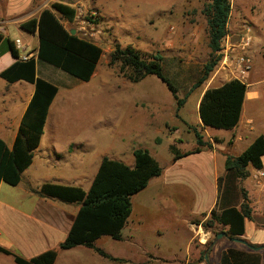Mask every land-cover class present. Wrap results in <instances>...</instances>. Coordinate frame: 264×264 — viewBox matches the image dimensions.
<instances>
[{
  "label": "rangeland",
  "instance_id": "1",
  "mask_svg": "<svg viewBox=\"0 0 264 264\" xmlns=\"http://www.w3.org/2000/svg\"><path fill=\"white\" fill-rule=\"evenodd\" d=\"M209 1L103 0L105 9L113 11L108 15L96 9L97 0H82L73 6L76 9L74 21L64 23L69 29L79 30L81 37L94 41L103 49L104 54L96 75L91 81L83 82L56 68L38 64L39 74L55 82L64 92L51 109V117L55 120L58 118L55 130L57 133L53 134L56 136L45 129L42 141L44 147L53 140L61 149L70 144H85L91 148L88 153L97 162L94 172L97 171L102 156L126 159L131 149L142 148L149 150L163 169L162 175L151 181L148 188L132 197V210L142 218L143 230L140 235L146 237L144 250L137 245H133L134 248L116 246L108 237L97 243L98 247L110 253L119 252L122 255L132 252L135 255L136 252L137 263L145 257V251L151 258V263L147 262L148 264H195L204 261L205 256L207 264H219V251L212 250L206 254L210 242L218 243L220 249L235 247L250 250L249 247L228 239L226 235L219 238L221 227L216 228L217 235L206 231L200 222L206 221L210 213L207 218L199 215L188 220L192 211L206 209L212 203L216 188L211 176L202 180V201L195 206H192V200L180 202L178 196L158 199L156 202L149 198L150 194L154 200L157 198L156 193L161 191L158 183L164 182L168 193L178 187V180L167 179L170 174L178 176L180 172L191 171V165L179 167L174 164L170 146L175 144L180 152L197 146L193 128L198 131L200 128L197 122L200 120L198 107L202 93L205 89L234 79L235 76L228 65L223 63L225 49L235 57L239 53L235 47L249 34L253 50L260 56L264 50V0H233L228 36L223 42V52L220 53L222 60L208 81L191 91L210 57L207 19L203 14ZM11 27H7L9 36H6L9 38L6 39L20 37L18 31H11ZM81 27L84 29L80 30ZM116 44L123 48L132 46L148 60L161 55L166 78L178 89L179 98H186L184 107L178 111L174 96L156 76L132 83L120 73L119 64L110 66L109 55ZM4 45L8 49L6 42ZM235 49L233 54L231 51ZM4 54L0 49V59ZM227 63L231 64L230 61ZM44 67L48 69L45 72ZM254 70L264 73V61L255 59ZM200 133L205 137L230 134L229 131L211 127H206ZM243 146L244 144L239 143L235 150H231L238 153ZM118 149H122V154L116 156L113 151ZM131 161L134 162L133 155ZM55 174L58 173L45 166L38 173V182L43 183L42 179ZM0 202L29 214L35 206V201L28 196L23 184L10 186L3 183L0 187ZM152 203L155 206H150ZM166 204L171 205L170 208L162 207ZM190 222L196 223L193 226L196 231L191 232ZM0 244L22 254L21 250L13 248L10 240L3 234L0 235ZM80 250H84V247H77L74 251H61L74 257ZM259 252H264V249ZM3 262L15 264L13 258L0 255V264Z\"/></svg>",
  "mask_w": 264,
  "mask_h": 264
},
{
  "label": "trees",
  "instance_id": "2",
  "mask_svg": "<svg viewBox=\"0 0 264 264\" xmlns=\"http://www.w3.org/2000/svg\"><path fill=\"white\" fill-rule=\"evenodd\" d=\"M232 1L210 0L203 9L207 19L210 57L191 91L202 87L222 60L220 53L228 36ZM75 18L74 7L54 2L38 17L23 22L20 28L24 33L39 37L37 56L28 61L19 60L15 43L4 39L0 34V44L6 42L8 45V49L2 51H10L17 59L12 66L0 73V77L8 83L25 81L35 85L34 96L22 119L12 149L0 139V183L10 186L21 183L24 171L33 163L34 151L41 143L50 107L59 91L56 85L37 76V65L40 63L52 66L83 82L91 81L96 73L104 51L94 41L83 38L78 33H70L72 28H67L63 21L72 23ZM117 64L120 73L132 83L156 76L174 96L178 111L184 107L186 98L180 99L178 89L166 78L161 55L148 60L134 47L123 48L116 44L109 55V65ZM247 91V84L239 79H231L219 87L206 89L198 107L202 124L218 130H233L240 121ZM193 131L197 144L194 149L180 152L175 144L170 146L174 162L213 148V143L206 141L200 131L196 128ZM214 141L218 142L217 139ZM133 156L134 166L104 157L88 191L76 186L44 183L37 191L40 196L80 206L67 238L58 248L32 258H25L1 244L0 255L13 258L15 264H55L59 250L86 247L111 261H121L96 247V242L102 237L122 239V231L132 214V197L145 190L150 181L160 177L163 172L159 161L149 150L135 149ZM263 156V135L256 138L240 155L227 156L225 173L218 178L216 205L210 211L209 218L201 223L206 231L217 235L216 228L221 227L228 239L244 237L245 221L253 220L254 210L241 182L251 175L250 168L263 169ZM214 245V242H210L207 255ZM221 264H264V252L229 247L222 253Z\"/></svg>",
  "mask_w": 264,
  "mask_h": 264
},
{
  "label": "crops",
  "instance_id": "3",
  "mask_svg": "<svg viewBox=\"0 0 264 264\" xmlns=\"http://www.w3.org/2000/svg\"><path fill=\"white\" fill-rule=\"evenodd\" d=\"M80 1L82 0H0V34L3 35L4 39L9 38L6 36L9 34V29H7V27L12 26L11 31L14 29L18 31V35H20V37L18 36L15 39H11L15 45L16 41L20 40L21 49H18L16 45V48L19 51V60L25 55H28L31 58H36L39 48V37L38 35L24 33L21 30L20 25L31 18L38 17L45 8L50 7L54 2H60L73 7ZM85 1L91 2L92 0ZM102 2L103 0H97V3L95 4L96 9L108 15L110 12H113L105 9ZM0 49H7L4 42L0 44ZM4 53L5 54L0 59V73L8 69L17 61L10 51H5ZM257 53V51L253 50L252 46L249 48L248 54L252 59L253 66L245 81L248 86V91L238 125L233 130L229 131V135L204 136L206 141H211L213 143L212 149H204L200 153L192 154L174 162V164L179 165V167L191 165V171L180 172V175L178 176L170 174V176L167 177L168 180L179 181L178 187L170 191L172 193L166 191V188L164 187L166 185L164 182L158 183L161 191L158 190L159 193H156L157 198L154 200L152 194L149 195V198L153 202H156L158 199L166 200L167 198L178 196L180 202H185L187 199L192 200V206H195V204L202 201L200 189L202 180H207V178L211 176L216 188L212 203L209 207H206V209H198L196 212L192 211L188 220L191 217L199 215L205 216L206 218L209 216L210 211L215 207L217 202L218 178L225 173V161L227 156L240 155L255 141L256 138L261 135L264 136V73H259L254 70L255 59L264 61V50L261 52V56ZM99 65L100 62L97 66L96 72ZM46 68L47 67L43 68V72L48 70ZM38 69L39 67L37 65V76L56 85L59 91L50 107L41 143L34 151L33 163L24 171L20 183L25 186L28 196L32 197L35 201L34 210L29 214L18 211L7 204L0 202V235H5L12 243L13 248L19 251L21 250V255L25 258H32L47 250L58 248V246L67 238L74 219L80 209V206L75 203L70 204L59 199L40 196L37 193L40 187L44 183H55L64 186L81 187L85 191H88L99 169L98 167L96 172L93 171L97 162L91 158L88 153L91 148L85 144H70L61 149L58 148V145L53 140L50 145L46 147L43 146L42 141L46 134L45 129H49L48 132L52 133V135L56 132L58 118L55 120L51 117V109L56 100L60 95L64 94V92L62 93L61 87L55 82L40 75ZM204 92L202 93V96ZM34 93L35 85L31 83L25 81L8 83L0 77V139L3 140L10 149H12L14 145L22 119L30 105ZM197 123L200 127L199 131L204 132L207 126H204L201 120H198ZM214 139H217L218 142H215ZM239 143L244 144L243 148L238 153L233 152L231 149L234 148L235 150ZM134 150L135 149H131L129 155L127 153L126 159L116 158L115 156H109V158L123 161L129 166H134L135 159L134 162L131 161ZM113 153L114 155L119 156L122 154V149L115 150ZM104 157H107V155L102 156L101 161ZM185 161L188 162L185 163ZM262 161L263 169L261 171L264 173V156ZM45 166L47 169L55 170L58 174H55L53 177H45L46 179H42L43 183H39L38 173L43 171ZM256 171L257 170L250 168L251 175L241 182V186L248 192L249 202L254 210L253 220L246 219L245 221V235L243 239L250 244L262 246L264 245V176L256 178ZM151 181L149 185L152 183ZM2 184L3 183H0V187ZM154 204L155 203H152L150 206L153 207L155 206ZM170 206H168V204L162 205L164 208H170ZM195 224L196 223L192 222L189 223L192 227L191 232L196 231L195 228H193ZM141 230H143L142 218L132 210L128 223L122 231V239L114 240L111 237L108 238L112 239V241L116 243V246L124 245L126 248H134L133 245H137V247L140 246V248L144 250L143 245L146 237L140 235ZM159 231L158 233H160ZM221 235L223 236L225 233L221 232ZM103 239L107 238L102 237L99 239L96 242V246L97 243ZM191 240H193V237L190 238V242ZM107 241L110 242L111 240ZM76 248L66 251H74ZM226 249L228 248L220 249L218 243H215L213 247V250L217 252L219 251V264H221L222 253ZM105 252L121 261H111L99 255L95 250L84 247V250H80L74 257H71L60 250L55 264L151 263V258L145 251H143L145 257L142 258L140 263H137L136 252L135 255L132 254V252L122 255H120L119 252ZM205 260H207L206 256L204 261H198L195 264H207V261ZM3 264L8 263L3 262Z\"/></svg>",
  "mask_w": 264,
  "mask_h": 264
},
{
  "label": "built area",
  "instance_id": "4",
  "mask_svg": "<svg viewBox=\"0 0 264 264\" xmlns=\"http://www.w3.org/2000/svg\"><path fill=\"white\" fill-rule=\"evenodd\" d=\"M84 28H80V30H83ZM77 33L79 30H76ZM91 35H95V34H91ZM84 38V37H83ZM90 40V39H89ZM252 44V37L247 34L245 35V37H243L241 39V41L239 42V44L235 47L236 49L239 50V53L234 57V55H230V53L228 52V50L225 49L224 53H225V57L223 59V63L227 64L230 71L235 75L234 79H239L243 82L246 81L247 75L250 73V71L252 70V59L250 57V55L248 54L249 48L251 47ZM16 45L18 49H21V44H20V40L16 41ZM231 51L234 54V51ZM237 50V51H238ZM223 52V50L221 51ZM229 53V54H228ZM31 57L28 55H25L21 58L22 61H28L30 60ZM230 61L231 64H228L227 62ZM264 173L261 170H257L255 173V177L256 178H260L263 177Z\"/></svg>",
  "mask_w": 264,
  "mask_h": 264
},
{
  "label": "water",
  "instance_id": "5",
  "mask_svg": "<svg viewBox=\"0 0 264 264\" xmlns=\"http://www.w3.org/2000/svg\"><path fill=\"white\" fill-rule=\"evenodd\" d=\"M70 33H71L72 35H76L77 31H76L75 29H71V30H70ZM221 236H222V235L220 234L218 237L221 238ZM231 240L234 241V242H237V243H241V244H243V245L249 247L251 250L256 251V252H258V251L264 249V245L256 247V246H254V245L248 243V242H247L246 240H244L243 238H232Z\"/></svg>",
  "mask_w": 264,
  "mask_h": 264
}]
</instances>
